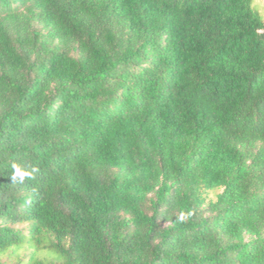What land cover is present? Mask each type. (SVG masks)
<instances>
[{"label":"trees","instance_id":"obj_1","mask_svg":"<svg viewBox=\"0 0 264 264\" xmlns=\"http://www.w3.org/2000/svg\"><path fill=\"white\" fill-rule=\"evenodd\" d=\"M0 264H264L254 0H0Z\"/></svg>","mask_w":264,"mask_h":264},{"label":"rangeland","instance_id":"obj_2","mask_svg":"<svg viewBox=\"0 0 264 264\" xmlns=\"http://www.w3.org/2000/svg\"><path fill=\"white\" fill-rule=\"evenodd\" d=\"M254 5L264 16V0H254Z\"/></svg>","mask_w":264,"mask_h":264}]
</instances>
